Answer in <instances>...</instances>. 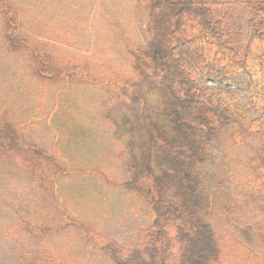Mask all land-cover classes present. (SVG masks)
I'll return each instance as SVG.
<instances>
[{"label": "rangeland", "instance_id": "374dc122", "mask_svg": "<svg viewBox=\"0 0 264 264\" xmlns=\"http://www.w3.org/2000/svg\"><path fill=\"white\" fill-rule=\"evenodd\" d=\"M216 1L233 6L234 23L246 32L239 3L248 0ZM164 2L15 0L19 18L33 36L31 47L42 51L43 62L52 60L59 70L67 66L87 69H79L70 81L41 82L31 74L27 58L7 52L0 37V123L4 119L14 127H27V140L53 155L65 172L54 175L50 164L35 162L50 171L43 175L53 187L56 198L52 202L18 161L0 158V264H17L24 251H46L57 264H112L73 228L41 233L46 226L64 224L65 215H57V206L98 241L131 245L143 239L152 212L121 183L142 167L156 171V142L175 134L174 122L167 115L166 89L136 72L129 52L146 46L145 25L168 9ZM256 66L253 63L249 68L254 81L259 79ZM197 80L212 85L201 77ZM230 82V101L244 112L245 122L258 118L244 109L254 89L247 76L240 73ZM263 145L264 133L250 135L240 146L216 141L204 171L214 193L215 215L210 221L216 234L231 233L237 242L245 240L242 231L251 234L246 247L254 258L246 251L240 258L243 264H264L254 234L264 223V186L253 183L247 167ZM159 186L155 191L166 200L180 194L179 187L162 173Z\"/></svg>", "mask_w": 264, "mask_h": 264}, {"label": "trees", "instance_id": "16d2710c", "mask_svg": "<svg viewBox=\"0 0 264 264\" xmlns=\"http://www.w3.org/2000/svg\"><path fill=\"white\" fill-rule=\"evenodd\" d=\"M164 5L168 9L162 16L149 19L145 25L146 46L129 52L133 69L166 89L170 104L167 115L174 122L175 135L156 142L157 170L142 167L121 183L127 191L137 193L152 212L149 229L135 244L102 242L90 236L91 231L75 221L65 208L57 206V215H65L64 224L59 228L46 226L40 231L59 233L73 228L112 264H243L240 258L246 251L254 258L253 251L246 247L251 234L242 231L245 240L239 242L231 233L216 234L210 221L215 215L214 193L204 171L214 142L240 146L250 135L264 133V0L239 3L244 9L246 32L235 25L233 6L216 0H165ZM17 14L16 10L14 16L7 0H0L2 39L10 52L27 58L30 72L37 80L70 81L79 69H87L67 66L59 70L54 61L43 62L36 49L27 50ZM253 63L257 64V81L249 71ZM240 73L247 76L254 88L244 109L258 118L248 123L244 112L231 103L229 96L230 78ZM197 77L211 81L212 85H201ZM26 128L14 127L5 120L0 123V155L18 161L40 191L54 202L53 187L43 175L50 171L35 162L45 161L53 166V171L63 173L52 155L27 140ZM247 167L252 182L264 186V145L247 161ZM160 173L179 187L180 194L174 199L166 200L160 191H155V187H160ZM42 206L45 207L43 201ZM26 229L27 226L19 230ZM254 234L264 259V223L257 226ZM17 264L57 261L45 251H24Z\"/></svg>", "mask_w": 264, "mask_h": 264}, {"label": "crops", "instance_id": "0c3cea01", "mask_svg": "<svg viewBox=\"0 0 264 264\" xmlns=\"http://www.w3.org/2000/svg\"><path fill=\"white\" fill-rule=\"evenodd\" d=\"M7 3L9 4V6L13 9V12H14V16H16V10L18 9L19 10V8L18 7H16V4H15V0H7ZM18 12V11H17ZM18 15V22L20 23V28H21V33H22V35H23V37H24V39H25V42H26V44H27V50H29V48H33V47H31V43L29 42V39H31L33 36L32 35H30V34H28V31L26 30V28L24 27V25L22 24L23 22H22V20H21V18H19L20 17V15H19V13L17 14ZM1 32V31H0ZM0 37H1V39H2V36H1V34H0ZM43 39V37H42V35L40 34L39 35V40H42ZM2 43H3V45H4V48L6 49V51L7 52H10L8 49H7V47H6V45H5V43H4V41H3V39H2ZM36 45V44H35ZM38 45V47H39V49H40V46H39V44H37ZM34 49H36V47H34ZM37 51V50H36ZM39 54L40 53H42V51H37ZM11 53H13V52H11ZM41 55V54H40ZM54 66H55V62H54ZM4 120V119H3ZM122 126L123 127H126L127 126V124H126V122L125 121H123L122 122ZM47 152V151H46ZM48 153V152H47ZM53 156V155H52ZM1 157H5V156H3V155H0V158ZM8 157V156H7ZM9 158H11V157H9ZM54 164L56 165V167H58L59 168V170L63 173V174H60V175H64L65 174V172H64V170L62 169V168H60L59 166H57V164H56V160H55V158H54ZM44 167H46V166H44ZM53 166L52 165H50V169H51V172L54 174V175H59L58 173H56L55 171H53ZM48 169V168H47ZM46 252V251H45ZM48 253V252H47ZM49 254V253H48ZM51 255V254H50ZM53 256V255H52ZM54 257V256H53Z\"/></svg>", "mask_w": 264, "mask_h": 264}]
</instances>
